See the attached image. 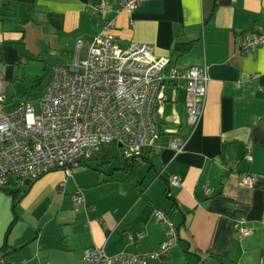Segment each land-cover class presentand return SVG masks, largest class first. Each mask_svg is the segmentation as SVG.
Instances as JSON below:
<instances>
[{"label":"crops","instance_id":"0c3cea01","mask_svg":"<svg viewBox=\"0 0 264 264\" xmlns=\"http://www.w3.org/2000/svg\"><path fill=\"white\" fill-rule=\"evenodd\" d=\"M103 1L110 6L95 13ZM118 1L0 0L6 87L41 52L56 58L55 67L72 65L86 55L78 41L114 20V44L151 45L156 57L170 58L166 75L174 67L207 68L203 116L189 126L185 81L165 83L154 107L159 138L141 157L117 165L102 147L95 169L80 165L71 177L58 170L0 189V251L11 264H92L83 256L92 247L110 256L149 253L166 238L155 217L162 210L179 236L164 264H264V49H238L264 27V0H141L132 13ZM189 42L188 53L175 51ZM173 139L186 143L181 153L170 147ZM245 175L258 176L253 187L242 183ZM173 176L180 187L170 184ZM78 190L85 201L75 206Z\"/></svg>","mask_w":264,"mask_h":264},{"label":"built area","instance_id":"2783aa9c","mask_svg":"<svg viewBox=\"0 0 264 264\" xmlns=\"http://www.w3.org/2000/svg\"><path fill=\"white\" fill-rule=\"evenodd\" d=\"M120 10L132 13L141 0H119ZM110 3L94 5V12L103 13ZM114 20H107L103 31L92 40L77 43L78 57L67 67H55L53 78L41 99V111L33 104L20 103L4 109L0 97V189L11 182H34L48 173L63 170L67 177L83 159L103 146L117 143L128 160L139 158L144 150L153 149L159 138L154 119L155 102L165 83L185 81L187 121L195 129L204 113L209 77L206 67L165 71L170 64L167 56L156 57L151 45L133 42L122 49L114 44ZM239 52L247 54L264 49V27L245 36ZM7 84L0 75V95ZM185 142L170 140L178 153ZM257 175H245L242 183L253 187ZM170 184L182 185L179 176ZM213 190L206 188V194ZM82 190L72 196L73 205L84 203ZM156 220L165 226V240L149 253L108 255L104 248L84 250V259L92 264H164L178 243V229L172 218L155 212ZM243 223V220L240 221ZM242 237L251 231L241 228ZM0 264L8 263L0 257Z\"/></svg>","mask_w":264,"mask_h":264},{"label":"rangeland","instance_id":"374dc122","mask_svg":"<svg viewBox=\"0 0 264 264\" xmlns=\"http://www.w3.org/2000/svg\"><path fill=\"white\" fill-rule=\"evenodd\" d=\"M56 58L49 56L46 52H41L37 58L30 57L24 60L21 68H16L14 78L9 82L7 91L0 95L4 100L5 108L9 109L20 103L33 104L36 114L41 111V99L45 88L51 82L53 77V69ZM11 82V83H10ZM104 151L107 150L113 156V162L117 165L124 164L126 158L123 156L122 148H119L117 143L104 146ZM121 152V154L119 153ZM179 225L178 221L175 220ZM182 257L188 256L186 249H183ZM188 264V263H184Z\"/></svg>","mask_w":264,"mask_h":264},{"label":"trees","instance_id":"16d2710c","mask_svg":"<svg viewBox=\"0 0 264 264\" xmlns=\"http://www.w3.org/2000/svg\"><path fill=\"white\" fill-rule=\"evenodd\" d=\"M192 44H193V42H189V43H177L175 45V51L178 52V53H181V54H186V53H188L190 51ZM106 146H108V145H106ZM100 152H102L101 148L99 150L93 152L90 157L83 159L81 165L88 166L90 168L95 169V166L92 165L91 162H93L95 160L94 155L95 154H98ZM1 256L7 258L9 256V254L6 253V250H2V251H0V257ZM8 261H9V259H8Z\"/></svg>","mask_w":264,"mask_h":264},{"label":"water","instance_id":"95a60500","mask_svg":"<svg viewBox=\"0 0 264 264\" xmlns=\"http://www.w3.org/2000/svg\"><path fill=\"white\" fill-rule=\"evenodd\" d=\"M27 184H29L30 182L29 181H26Z\"/></svg>","mask_w":264,"mask_h":264}]
</instances>
